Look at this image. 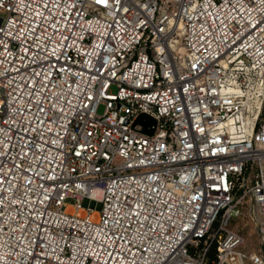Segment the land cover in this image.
<instances>
[{
  "label": "built area",
  "instance_id": "2783aa9c",
  "mask_svg": "<svg viewBox=\"0 0 264 264\" xmlns=\"http://www.w3.org/2000/svg\"><path fill=\"white\" fill-rule=\"evenodd\" d=\"M0 264H264V0H0Z\"/></svg>",
  "mask_w": 264,
  "mask_h": 264
},
{
  "label": "water",
  "instance_id": "95a60500",
  "mask_svg": "<svg viewBox=\"0 0 264 264\" xmlns=\"http://www.w3.org/2000/svg\"><path fill=\"white\" fill-rule=\"evenodd\" d=\"M134 122H142L144 124L142 130L151 133L153 131V128L152 127L147 128L146 125L153 124L155 122V119L149 114L142 112L136 117Z\"/></svg>",
  "mask_w": 264,
  "mask_h": 264
},
{
  "label": "rangeland",
  "instance_id": "374dc122",
  "mask_svg": "<svg viewBox=\"0 0 264 264\" xmlns=\"http://www.w3.org/2000/svg\"><path fill=\"white\" fill-rule=\"evenodd\" d=\"M112 88H113V89H115V87H114V86H112Z\"/></svg>",
  "mask_w": 264,
  "mask_h": 264
}]
</instances>
